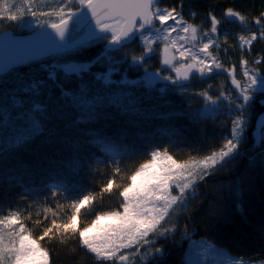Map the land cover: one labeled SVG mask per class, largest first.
<instances>
[{
    "label": "snow or ice",
    "instance_id": "6c2138e0",
    "mask_svg": "<svg viewBox=\"0 0 264 264\" xmlns=\"http://www.w3.org/2000/svg\"><path fill=\"white\" fill-rule=\"evenodd\" d=\"M195 2L0 0V24L33 34L26 41L0 31V264H55V247L69 250L62 264H165L184 242L182 264H264V248L239 255L193 239L198 215L207 214L214 232L238 227L220 210L225 191L216 180L248 155L241 147L250 126L259 130L253 143L264 167V48H253L264 41V4L254 15L225 7L218 16L215 0L206 13ZM230 24L241 29L231 44ZM154 57L161 67L149 71ZM136 69L143 74L130 79ZM221 76L227 83L191 88L194 78ZM174 92L202 98L203 107L185 113L193 123L228 128L218 146L177 160L169 148L187 142L175 130L142 131L176 117L167 110ZM198 136L206 143V133ZM155 140L167 143L149 148ZM58 152L55 175L33 179L32 162L50 163ZM113 197L116 206L106 205Z\"/></svg>",
    "mask_w": 264,
    "mask_h": 264
},
{
    "label": "trees",
    "instance_id": "16d2710c",
    "mask_svg": "<svg viewBox=\"0 0 264 264\" xmlns=\"http://www.w3.org/2000/svg\"><path fill=\"white\" fill-rule=\"evenodd\" d=\"M210 2L211 0H196L193 7L198 8L201 13H206ZM262 4H264V0H215V9L218 16L220 15L221 10L225 7H234L238 10L246 11L254 15L258 13ZM185 7L187 8V5ZM202 18V16H197L195 22L199 23ZM233 25L234 27L232 28L228 26L231 32L233 31L232 29L238 30L237 28H239L238 24ZM5 29H14V26L9 23L0 24V31ZM20 32V30L15 31V33ZM230 40L231 36H229V43L231 44L235 42V40ZM132 47L137 52L140 51L138 42L133 44ZM253 48L255 50L264 48V41L256 42L253 45ZM97 51H99V48L92 49L89 53H85V56L94 55ZM248 58L251 60L252 55H249ZM157 59L159 60V57H157ZM151 62L152 64L149 65L152 68H159V61ZM125 67H127V65H125ZM139 70L140 69L129 71L128 77L130 79H137L140 73ZM135 76L138 77L134 78ZM215 79L205 82L198 79L196 85L191 84V88L200 89L201 87H206L209 82L219 84L221 81H224L227 83L226 76H221ZM159 85L162 87L163 83H160ZM167 100V110L176 113V117L170 122L160 120L151 121L142 131L151 134L161 126L175 130L179 134L178 139L182 136L183 140L187 142L181 144L183 150L169 148V151L172 152L177 159H187L189 154L196 155V153L192 151V148L194 147H202L206 150L209 145L218 146L221 136L227 135V127L217 126L212 121L193 123L190 116L185 114L186 112H194L203 106L202 98L199 96L192 95L191 92L185 95H181L179 92H174L168 95ZM257 108L259 109V105ZM221 119L225 118L221 117ZM253 129L254 128L250 126L248 132H251ZM112 130L113 129H109V132ZM136 131L137 130H132L133 134H135ZM198 133H206V143L204 137L198 136ZM198 139L200 140L199 144L196 143ZM160 143H167V140H155L154 143L149 144L148 147L150 148ZM247 143H249L248 140L242 145L241 150L242 152L246 150L248 155L243 156L234 162L231 171L229 172L228 169H226L223 173L219 174V177L216 180L217 184L224 186L225 191V194L219 198L221 202L219 206L220 210L224 211L232 223L238 227L236 229H225L220 232H214L213 229L208 226L207 214L198 215L197 219L194 221L197 234L194 235L193 238L207 237L218 245L239 255H244L245 253L260 255L262 254L260 249L264 248V167H261L260 165L256 147L252 148V145ZM63 155L67 156V150H65ZM249 156L256 157L257 163L255 166L250 165ZM147 158V155L142 154L137 160L129 161L128 163L131 167H135L139 162H142ZM25 159L31 161V157L26 156ZM9 163L11 164L13 161H9ZM32 163L34 169L32 173L33 179H36L38 182H43L49 179L50 174L53 176L55 175V172L51 171V169L59 168L62 163L61 153L58 152L57 156L53 158L50 163L42 164L40 161H33ZM97 167L103 172V165H98ZM95 179L99 180L100 176H96ZM120 182L121 181L118 179L117 183ZM209 186L211 187L212 185ZM9 191L18 192V189H9ZM15 199H19V196L17 195ZM109 203L115 207V197H113L111 201L106 198L105 204L107 205ZM196 204H199V201H197ZM29 210L35 213L37 209L36 206H33V208ZM26 215L27 212H25V216ZM33 219H35V215L33 216ZM90 219L91 217H82V222H88ZM187 248V242L183 243L182 248H172V255L167 261H165V264H182V261L185 259L184 253ZM54 253L60 254V259H57L54 254L53 259L55 264H62L65 257L69 255V250L64 247H55Z\"/></svg>",
    "mask_w": 264,
    "mask_h": 264
},
{
    "label": "rangeland",
    "instance_id": "374dc122",
    "mask_svg": "<svg viewBox=\"0 0 264 264\" xmlns=\"http://www.w3.org/2000/svg\"><path fill=\"white\" fill-rule=\"evenodd\" d=\"M4 23H6V24H8V22H4ZM14 26V29H12L13 30V34L15 33V31H17V30H20L21 32H23V33H26V32H30V30L29 29H27V28H23V29H21V28H19V27H16L15 25H13ZM229 27H234V25L233 24H230L229 25ZM233 31L231 32L232 34L230 35L231 36V40H235V36H236V34L238 33V30H236V29H232ZM230 40V41H231ZM228 55H233L231 52L228 54ZM238 55L237 56H233V59H235V60H238ZM152 61H159V67H161V64H160V59L158 60L157 59V57H154L153 59H152ZM149 64H152V62H150ZM148 70L149 71H153V70H155L154 68H152L150 65H148ZM237 71L239 72V66H238V68H237ZM139 75L138 76H141L142 74H143V72H144V70L143 69H140L139 70ZM164 74H166V73H164ZM138 76H135L134 78H137ZM216 78H219V77H216ZM215 79V78H214ZM215 80H218V79H215ZM219 82V81H218ZM157 87H161V85H157ZM258 106V105H257ZM203 107V106H202ZM253 134H255V135H257L258 136V134H259V130L258 129H256V128H254L253 129V132H252V137H250L249 138V136L246 138V140H248L249 141V143L252 145V148L253 147H256V145L253 143ZM246 142V141H245ZM249 143H247V144H249ZM241 149H242V147H241ZM242 151V150H241ZM174 158H176V157H174ZM177 159V158H176ZM177 160H179V159H177ZM193 239H195V238H193ZM198 239H200V238H197V240ZM209 240H211V239H209ZM212 241V240H211ZM212 242H214V241H212ZM214 243H216V242H214ZM217 244V243H216ZM218 245V244H217ZM218 246H220V245H218ZM222 247V246H221ZM188 249V248H187ZM186 249V250H187Z\"/></svg>",
    "mask_w": 264,
    "mask_h": 264
},
{
    "label": "water",
    "instance_id": "95a60500",
    "mask_svg": "<svg viewBox=\"0 0 264 264\" xmlns=\"http://www.w3.org/2000/svg\"><path fill=\"white\" fill-rule=\"evenodd\" d=\"M15 39H18V40H30L32 38V33L30 34H27V35H14L12 31L8 30ZM3 43H4V38L3 37H0V51H2V48H3ZM154 71V70H153Z\"/></svg>",
    "mask_w": 264,
    "mask_h": 264
},
{
    "label": "bare ground",
    "instance_id": "6f19581e",
    "mask_svg": "<svg viewBox=\"0 0 264 264\" xmlns=\"http://www.w3.org/2000/svg\"><path fill=\"white\" fill-rule=\"evenodd\" d=\"M239 31L241 30L240 29V26H239V28H237ZM7 30H10V31H12L13 32V30L12 29H7ZM30 33H32L31 31L30 32H26V33H23V32H20V33H14V35L16 34V35H27V34H30ZM198 79L199 78H194V79H192L191 81H190V84H193V85H196V81L198 82ZM193 81H194V83H193ZM252 132H253V130L251 131V132H249L250 134L248 135L249 136V138L250 137H252ZM41 200H42V197H39ZM61 202H64L63 200H61ZM42 207H48V205H46V204H42L41 205ZM83 223V222H82Z\"/></svg>",
    "mask_w": 264,
    "mask_h": 264
},
{
    "label": "flooded vegetation",
    "instance_id": "af4514ba",
    "mask_svg": "<svg viewBox=\"0 0 264 264\" xmlns=\"http://www.w3.org/2000/svg\"><path fill=\"white\" fill-rule=\"evenodd\" d=\"M229 26V25H228Z\"/></svg>",
    "mask_w": 264,
    "mask_h": 264
}]
</instances>
